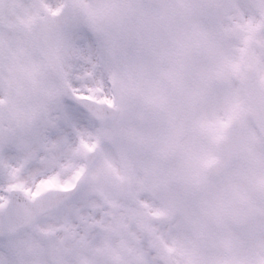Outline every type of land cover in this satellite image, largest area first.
Segmentation results:
<instances>
[{
    "label": "flooded vegetation",
    "instance_id": "flooded-vegetation-1",
    "mask_svg": "<svg viewBox=\"0 0 264 264\" xmlns=\"http://www.w3.org/2000/svg\"><path fill=\"white\" fill-rule=\"evenodd\" d=\"M222 1L236 3L244 9L241 0ZM54 2L0 0V11H3L0 15L3 26L0 27V50L5 54L1 58L0 92L4 91L15 99L11 107L15 111L9 113L5 126L0 124V131L8 129L11 142V146L3 149L4 153L0 152V174L12 173L8 180L20 184L26 181L30 184L34 179V160L40 150L24 146L14 122L29 125L25 128L31 131L44 110V120L52 126V72L40 58H33L29 33L34 17L32 12L30 16L27 12L32 11L33 6L52 11ZM216 3V0H196V30L213 29V35L206 43L202 44L199 40L204 33L197 32L195 35L198 40L193 43L197 56L206 52L207 48L209 53L215 51L216 25L222 27L221 23L216 24ZM259 12L261 14L256 21L261 20L263 36L264 8H260ZM226 18L223 16L220 21ZM260 39L264 40V37ZM13 51L17 52V56L11 54ZM6 106L0 98V119L8 110ZM118 111L119 117L121 111ZM84 114L81 112L72 120L66 118V147L71 155L87 138V116ZM28 157L33 160L31 164ZM71 157L67 156L65 160L68 165L66 179L73 173ZM98 170L110 183L118 182L105 168ZM132 175L128 218L122 216L119 202L113 203L115 211L112 215L104 214L102 207L114 201L110 198L88 200L80 197L76 204L52 212L54 246L71 255L75 262L79 254L83 255L80 264H252L249 261L253 257L248 253L247 245L236 247L237 235L248 231V221H235L226 212L228 200L233 195L231 181L217 184L215 180L221 176L216 177L197 168L186 174L180 169L169 168L160 174L145 170ZM82 187H86L85 179L81 180ZM93 189L97 190V187ZM262 202V206L256 209L259 216L256 223V264H264ZM121 234L125 235L122 239ZM1 250L4 251L2 243ZM74 260L71 258L68 262L74 264Z\"/></svg>",
    "mask_w": 264,
    "mask_h": 264
},
{
    "label": "rangeland",
    "instance_id": "rangeland-1",
    "mask_svg": "<svg viewBox=\"0 0 264 264\" xmlns=\"http://www.w3.org/2000/svg\"><path fill=\"white\" fill-rule=\"evenodd\" d=\"M58 1V6H60L61 0ZM114 1L116 0H74V4L75 6L78 5L79 11L87 14V17L100 21L103 13L108 7L110 8V5ZM216 2L219 6H224L222 0H216ZM130 4L132 6L131 13L116 28L111 30L105 29L102 33H96L85 18L78 16L74 20H71L60 42V53L64 63L65 74L72 86L78 91L84 89L92 95L94 94L97 97H105L111 100L112 92L115 89L119 95L118 105L123 108L131 105L129 101L132 100V104L135 103V100L146 101L148 97L140 93L145 92V90H134L136 85L131 79V70L133 72L137 71L139 69L138 65L144 64L143 58L149 65V68L145 67L144 70H153L151 86L158 87L159 90H167L169 94L166 95V98L171 96L177 97V95H172V93H184V101L180 100L182 105L179 106V110H171L169 108L164 111L156 106H147L146 108L143 106L136 110V113L129 111L130 114H128L125 111V114L121 116L120 122L121 133L119 134L123 136L122 138L116 136L113 124H97L91 117L88 118L86 125L89 128H95V131L88 133L90 134L88 137L90 138L89 141L91 139L95 143L96 141H100L98 144L100 145V159L97 161L96 167H100L99 165L106 164L107 162L111 163L115 160L112 165L117 164L120 166L122 177L128 176L130 171L135 167H152L153 169L164 167L162 160L154 152L159 151L165 144L177 145L179 149L184 146L192 148V145H195L192 142L193 140L189 142L186 137L176 141L172 137V134L177 131H186L188 133L191 130L196 132L194 136L198 135V127H194V122L191 120L193 119L192 95L190 96L186 93L193 86H199L201 88V95L199 97L201 98V104H203L200 108L201 112L208 116L214 110L215 100H212V104L209 103L211 98L210 96L208 97V94H221V92L217 88L215 80L210 77L211 75L207 77L209 75L208 72H211L210 70L218 67V69L222 68L226 71L230 80L227 90L230 88V91L234 93L235 99L239 98L235 89L242 90V94L244 95V85L247 81V78H245L247 75L246 69L250 70L255 67L259 73H264V70H261L264 68V58L262 56L257 58L256 53L258 52L253 53L251 56L247 55L246 58H232L228 55L229 48L234 49V53H237L240 49L239 47L236 48L237 43H240L239 41L243 38L242 36L236 38L230 34L234 25L238 24L243 29L245 28L243 30L244 35L253 32L252 29H247L245 24H252L246 17L249 9L248 6H245V9L238 8L236 11H233L229 17V21L227 18L225 21H219L218 18L217 23H221L222 28L219 29L218 25H216L218 31L216 34L217 41L214 53L211 52L209 54L208 50V57L193 58L194 54L191 50L189 51L190 48L180 47L179 43L182 40L179 26H182L184 23L185 26L188 25L189 27L187 28L190 30L189 34L193 37L194 0H130ZM222 10H224V7ZM207 32H210V37H212L213 29L207 30ZM83 33L91 36L93 40L91 47L87 45L82 46L74 39L75 35ZM259 44L264 47V42L261 40ZM261 49L264 51L263 48ZM181 50L185 51L184 55L181 54ZM181 57L184 63L178 62L179 58L182 60ZM133 58L138 59L133 60ZM124 60L129 64L131 70L123 62ZM193 61H200L202 65L204 64V67H207L209 64L210 68L207 67L208 71L206 73L195 78L197 72L194 69ZM100 66L102 68L98 71L97 69ZM259 73L256 74L258 75L257 77L261 81H264V74L260 75ZM51 85L52 92L59 88L60 85V82L53 74ZM62 97L58 101L52 100V131H48L52 134V138L49 141L52 145L45 147V143L42 142L40 144L42 148H45L46 152L52 150V156L50 155V158H55L56 160L53 158L52 160L56 162H59V158L63 159L66 151L65 111L64 105H62V101L65 98L63 99ZM159 98V101H161L165 97L159 96ZM56 102L61 105L58 107L60 110L55 107ZM167 112L173 117L166 116ZM214 112L217 113L216 110ZM45 113L46 111L43 110L41 114L42 121H44ZM157 116L161 118L162 122L157 121ZM147 119L151 120L149 121L150 123L144 122ZM251 123V121L248 122L250 125L246 128L244 138L246 139L251 154L247 163L249 173L248 183L253 186L254 184L251 183H254V181L258 182L264 179V143ZM217 125L209 128L201 124L200 130L205 135L211 136L220 132V126L217 127ZM43 126L37 122L35 127L37 129L33 130V136L27 138L28 145L31 148L35 146L37 139L41 137V129L44 128ZM36 130L37 134H34ZM20 134H23V132H20ZM124 139L125 141H123ZM132 140H137L141 146L135 144ZM78 156V154L74 155L75 160H73L77 165L80 164ZM188 158L186 155L179 157V160L182 159L183 167H193L199 164V161H195L194 158H191V162L187 163ZM172 166L178 167L180 164L175 162ZM36 169L38 175L47 173L46 169L41 166ZM252 170L258 174L259 178L251 176ZM95 171L93 170L92 172L95 173ZM53 172L54 165L52 164V175ZM63 173L64 171L62 170ZM89 179H91L90 176ZM103 187L104 190L108 189L105 186ZM112 191L109 192L111 193ZM116 200L121 201L120 207L122 214L125 217L129 215L130 203L128 199L119 195V197H116ZM51 220L52 213L47 214L38 221L34 228L27 229L17 235L14 240H19L20 244L17 245L19 247L14 248L15 254H12L7 249L11 264H25L30 260L36 261L38 264H52V260L54 259L52 240H48V238H52V234L49 237L46 236L48 234L44 235L41 232V235L38 233L41 225L47 222L52 223ZM51 230L49 229V231Z\"/></svg>",
    "mask_w": 264,
    "mask_h": 264
},
{
    "label": "water",
    "instance_id": "water-1",
    "mask_svg": "<svg viewBox=\"0 0 264 264\" xmlns=\"http://www.w3.org/2000/svg\"><path fill=\"white\" fill-rule=\"evenodd\" d=\"M125 12V8L123 6V2L117 3L114 5L110 10L108 11V16L111 15L112 19L117 17L118 15L121 16ZM52 42L49 45H43L38 44V47L40 48L41 54L48 60L50 66L52 67V70L59 76L62 77V70L60 66V62L57 55V43H58V37L60 35V31L64 28V25L67 21V18L69 17V12H67V16L64 17V21L62 20L63 17L59 15H52ZM64 88H67L66 85L63 86ZM248 95L249 100L252 103L251 111L254 113V118L259 125L261 131L264 134V89L254 87L253 85H248ZM107 117L108 115H104ZM9 209H15V206L11 203L8 206ZM46 208H43L42 210H45ZM48 209V208H47ZM46 209V210H47ZM41 210V211H42ZM7 211L5 212V214ZM2 224H0V231L3 230L1 228ZM7 227V225H6ZM5 227V228H6Z\"/></svg>",
    "mask_w": 264,
    "mask_h": 264
},
{
    "label": "snow or ice",
    "instance_id": "snow-or-ice-1",
    "mask_svg": "<svg viewBox=\"0 0 264 264\" xmlns=\"http://www.w3.org/2000/svg\"><path fill=\"white\" fill-rule=\"evenodd\" d=\"M74 39L76 40L77 43L81 44L82 46L87 45L89 47L92 46L93 44V40L91 38L90 35H88L87 33H83V34H77L74 36ZM102 68V66H100V68H98L97 70L99 71ZM69 95L75 99L76 95L74 93H69ZM63 105H64V111L66 114V118L69 120L75 119L77 118L78 114L81 113V109L78 108L76 105H74L70 99H64L62 101ZM108 103H111V101H108ZM51 184L50 182H44L41 185L38 186L37 191L36 192H32L31 195L32 196H37L39 195L40 191H43L45 188L50 187Z\"/></svg>",
    "mask_w": 264,
    "mask_h": 264
}]
</instances>
